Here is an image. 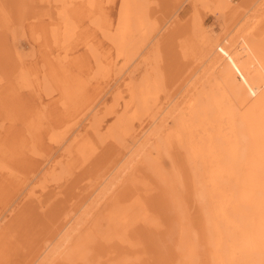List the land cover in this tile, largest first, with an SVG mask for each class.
I'll use <instances>...</instances> for the list:
<instances>
[{
    "label": "rangeland",
    "instance_id": "rangeland-1",
    "mask_svg": "<svg viewBox=\"0 0 264 264\" xmlns=\"http://www.w3.org/2000/svg\"><path fill=\"white\" fill-rule=\"evenodd\" d=\"M16 1L19 0H0V5L7 15V18L11 16V22H4L3 25H5V27L0 28V75L2 76L0 90H4L3 92L9 95L7 99L0 100V129H3V117L5 118L8 116L7 118L10 120L7 125V130L5 132L0 130V239L3 237L1 242H4L6 245L5 249L0 247L4 250L0 252V264H38V262L39 264L40 262L41 264H66V259L63 255H66V252H68L78 240L91 234L96 235V240L91 235V241L89 240L87 243L88 247H90L89 250H91V255L88 253L89 255L86 258H90L91 261L89 259L88 262L85 261L84 264H92L94 261L92 256L94 253L98 252L101 255L99 254L100 258H95V263L97 262V264H115L116 262V264H120L118 262L122 260L125 261V263L122 261L121 264H178V250L182 232V220L178 211L179 208H177L173 195L169 194L171 192L162 185L155 175V172L149 168L148 164L141 161L144 152H141L140 155L132 161L135 150L133 149L129 152V149L133 147V142L141 134V129L147 126L152 118L156 117L155 114L160 112L161 107L165 106L167 102L173 99L176 100H174L173 103V105H175L180 100V97L189 90H192V82L194 83L195 80L202 77L205 71H208L210 65L209 60L211 58L209 59L207 48L205 44H203L205 43V38L207 40V38L211 37L220 36L223 38L225 36L222 31V24L224 23L223 18H221L222 16L214 7L215 4L205 1L195 2L194 0H153L155 3H152L149 0L151 2L149 12L152 18L156 20L158 27L165 25V23H167V25L168 23H173L158 35L157 38L159 40L155 38L148 45L144 53L146 52L145 54H148L149 58L146 61L147 63L142 64L139 62V58L136 59V55L131 58H127V56H118L117 50L109 41H106L105 38L101 40L96 38V32L94 35L93 29L95 27L90 23V17L93 19H102L103 25L109 30L116 22L119 0H95V4L92 5L95 12L83 3H76L75 6H73L75 21L79 26L81 25V29H78L79 36L77 40L71 44L72 46H69L67 55L61 49L59 43L53 42V39L46 41L33 30L31 26L33 24H36L37 29L34 28L36 31L41 29L42 26L45 28L48 22L51 21L47 19V16H42L43 19L36 22V19L30 18L27 20L24 14H19L18 12L19 18L23 16L22 19L26 21L22 22L23 24L25 23L24 25H22V23H20V25L15 24V22L18 21L16 18ZM108 1L110 2L108 3ZM246 1L248 2L249 0H231L235 5H241V9H243L241 11L248 12L249 16L247 18L253 15H260L262 12L264 13L263 6H254L252 9L247 10L251 6L250 4H245ZM12 2L14 3L11 5L10 3ZM42 6L43 4H36L35 2V5L30 8L32 10L42 11ZM19 8L20 5L18 9ZM256 10L260 12H256ZM31 13L32 17L36 16V14H33L34 11H31ZM194 16H196L195 18L198 21L201 20L200 24L203 26L202 29L204 32H201L199 28H194L196 21V19L194 20ZM15 26L19 31L21 30V32L16 33ZM87 31L93 32V34H86ZM183 42L186 43L184 44ZM157 44L158 48L156 46ZM199 45H201L200 49L197 48ZM90 47L94 50L96 48L95 51L100 63L99 61L96 62L95 57L91 55ZM159 55L161 57H159ZM187 55H189V57ZM159 58L162 61L159 60ZM129 59L131 60L129 61ZM157 61L159 62L158 64ZM137 64L138 66H136ZM157 65H160V67ZM133 69H135V71H132ZM24 71H27L28 74ZM154 71L155 74L157 73L156 75ZM210 71L211 69L207 72V75L211 73ZM20 72L21 74L30 75L25 78L27 81L30 79L32 80L29 81V83H33H31L32 85L30 84L31 87H27L26 85L22 87L25 78H22ZM160 72H162V74ZM146 74H150L148 77H156L159 75L160 78H157L161 79V81L163 80L162 84L164 89L158 101L159 106L145 113V117L142 114L140 116L141 118H133L134 121L132 119L128 121L125 119L126 122H122L119 128L116 127L113 124L119 115L127 113V116L130 114V112H126V107L129 106L130 102V92L128 89L132 79V85H139L142 83ZM129 76H133L130 81L128 80ZM46 80L48 81L47 84H45ZM127 80L129 82H126ZM19 84L21 85L19 86ZM118 91H121V98L120 95L117 94ZM193 92H196V89H194ZM102 93L104 94L102 95ZM114 93L117 95L115 96ZM127 93L128 95H126ZM83 94L86 96H82ZM64 95H66V97H64ZM117 96H119V98ZM79 97H81V99H79ZM67 98H71L72 101L75 100L74 103H70ZM95 100H97V102ZM116 101L118 103L115 108L116 110L114 113L109 114L108 108H104H106L107 105L111 106V104ZM63 103H65V105ZM96 104L95 110L88 116L89 118L87 117V119H85V124L87 126L90 125L91 120L93 121L95 119L99 122L97 123L100 125L98 134H95V132L90 129V138L94 145L96 144V152L91 158L92 161L85 164L80 160L78 154L75 152L72 153L66 149L67 144H69L71 140L70 138L69 141L64 142L66 141V136H69V133H66L67 129L65 133L62 134V137L65 136L62 143L59 144L50 138L57 130L63 131L67 124L75 126L79 120L87 116ZM46 112H49V114L45 116ZM38 119L43 125L41 130L39 125L37 126V124H35ZM52 120L53 124H51ZM51 125H53V127H51ZM172 125L173 122L170 120L168 126L172 127ZM125 128L127 130H125ZM132 129L134 131H131ZM158 129L159 130L155 133L153 138V143L158 142L162 136L164 138L169 128L166 129V126H160ZM30 131L37 134L34 135L35 138L29 134ZM115 134H120L124 138L122 137V139L120 137L118 140L119 136L117 137ZM114 135L117 139L113 137ZM37 136L39 137L37 138ZM151 146L153 147V145L148 144L143 151L147 152L152 148ZM32 150L34 152H32ZM42 154L44 155L42 156ZM166 162L169 167L171 163L169 161ZM4 164L8 165L11 171L8 170L7 166H5L7 170L3 169L2 166L4 167ZM63 165H65V167H62ZM141 172L143 173L141 174ZM6 174H9V179ZM128 178L131 180L126 182ZM136 178H140V180L142 178L151 179L154 182V188L146 191L137 180L135 183L134 179ZM184 179H187V177ZM101 184L102 186L104 185L103 188H101V186L99 187ZM111 184H113V186ZM109 186L111 187L108 188ZM135 187L139 188L140 191H138V193L141 196L147 197L146 205L150 212L149 214H158L161 219L163 218L164 228L162 227V230L156 231V233L153 230L150 232L148 227L142 224H140L139 228H127L128 231L126 230L127 233L125 232L123 239L127 238L129 241L127 244L129 246L125 245L127 248L121 251L116 247L100 248L99 245H95L101 234L103 238H107L109 235L108 214L119 204L126 205L122 199L130 188L132 189ZM181 188H183L182 184ZM31 190L37 191V197L34 196L35 198H33V196H30L29 191ZM149 195L159 196V199L163 201V206L160 209L154 207L153 202L151 203L149 200ZM115 200L117 202H113ZM187 202L190 206L197 205V201L192 200V198ZM23 208L25 210H23ZM193 211L195 212V210ZM202 214L201 211L198 212L197 217L199 218ZM190 217H192L191 212ZM71 219H73L72 222L74 223H71L70 226H75L76 222L79 224L75 226L77 229L75 228L70 232L69 241L61 245L64 236H66L65 233H68V230L67 232L63 231L59 235L61 238L58 236V233L63 229L65 223ZM196 230L203 242L202 246H199L200 261L198 264H211V250L209 249L207 241H205L206 232L203 228H198ZM11 232L16 233L13 235ZM102 237L100 236V238ZM76 239L78 240L76 241ZM92 239H94L95 242H92ZM137 239L140 241L138 242ZM204 242L207 245H205ZM95 246L96 248H94ZM14 247H16L17 250L16 254L12 251ZM56 248H58V250L51 255ZM101 252L104 256H102L103 254ZM173 252L174 254H172ZM143 257L145 259H143ZM130 259L132 261L135 259V261L132 262ZM79 264L82 263L80 262Z\"/></svg>",
    "mask_w": 264,
    "mask_h": 264
},
{
    "label": "bare ground",
    "instance_id": "bare-ground-1",
    "mask_svg": "<svg viewBox=\"0 0 264 264\" xmlns=\"http://www.w3.org/2000/svg\"><path fill=\"white\" fill-rule=\"evenodd\" d=\"M150 1L152 3L154 2L153 0ZM150 1L119 0L117 19L115 24L109 30L103 25L102 19H93L92 17H90L91 22H89L92 23V25H94L95 27L93 29L94 35L96 32V38H98L99 40L105 38L106 41H109L111 45L117 50L118 56H127V58H131L132 56L136 55V59L139 58V62H141L142 64L147 63L146 61L149 58V55L145 54L146 52L144 53L145 49L153 41V39L157 38L163 30H165L171 23H173H168V25L167 23H165V25L158 27L156 20L152 18L151 13L149 12L151 3ZM194 1H205L215 4L214 7L222 16L221 18H223L224 23L222 24V31L225 36L223 38L220 36H216L214 38L211 37L207 38V40L205 38V43L203 44H205L207 48L209 59L211 58L209 60L210 65L208 71H205L202 77L195 80L194 83L191 81L192 79L190 80L192 82V90H189L188 92L185 91L186 93L182 97H180V100L175 105H173L175 100L173 99L167 102L165 106L161 107V110L159 109L160 112L155 114L156 117L152 118L151 122L141 129V134L133 142V147L129 149V152H131L133 149L135 150V155L132 161L135 160L141 152H144L141 161L148 164L149 168H151L155 172V175L162 183V185H164L169 190V192H171L169 194L173 195L177 208H179L178 211L182 220V232L180 239L181 242L178 250V264L199 263V246H202L203 242L202 238L198 234V231L196 230L198 228H203L206 232L205 241H207L209 249L211 250V264H264V13L262 12V14L260 15H253L247 18L249 16L248 12L241 11L243 10L241 9V5H235L233 2H231V0ZM35 2L36 4H43V9H41L42 11L32 10L30 8L31 6L35 5ZM94 2L95 0H19L16 1V18L18 19V21L15 22V24L20 25V23L26 21L22 19L23 16L19 18L18 12L19 14H24L27 20L30 18L36 19V22L42 20V16H47V19H50L51 21L48 22L46 27L43 28L42 26L41 29L36 31V24H33L31 25L33 30L36 34L40 35V37L42 36L46 41L53 39V42L59 43L61 49L67 55L69 46L73 44L79 36L78 29H81V25L79 26V24H77V22L75 21L73 6H75L76 3H83L93 9V12H95L94 8H92V5L95 4ZM109 2L110 1H108V3ZM13 3L14 2L10 4L12 5ZM246 3L248 5L250 4L251 6L247 10L252 9L254 6H263L264 8V0H249L248 2L246 1L245 4ZM19 5L20 8L18 9ZM31 11H34L33 14H36L35 17H32ZM256 12L260 11L256 10ZM196 16H194V20L196 19ZM6 21L10 23L11 16L7 18V15L4 13L3 8L0 5V28L5 27L3 23H6ZM200 21L196 19L194 28H199L201 32H204V30L202 29L203 26H201ZM24 24L22 23V25ZM15 29L17 30H15L16 33L21 32V30L19 31V29L16 28V26ZM93 32L87 31L86 34H93ZM183 43L185 44L186 42ZM156 46L158 48V44ZM200 46L201 45H199V47L197 48L200 49ZM89 49L91 55L95 57V61L98 62L99 58L95 51L96 48L95 50L92 47H90ZM187 56L189 57V55ZM159 57L161 56L159 55ZM130 60L131 59H129V61ZM159 60L161 59L159 58ZM158 63L159 62L157 61V64ZM136 66H138V64ZM157 66L160 67V65ZM210 69L211 73L207 75V72H209ZM132 71H135V69H133ZM25 73L28 74L27 71ZM160 73L162 74V72ZM149 75L146 74L142 83L135 86L132 85V77L134 75L132 77L129 76L128 80L130 81L132 79V82L128 89L130 92V102L129 106L126 107V112H130V114L126 116L127 113H124L123 115H119L118 117L116 116L117 119L113 125L119 128L121 123L124 122L125 119L127 121L132 119L134 121L135 118L137 119L142 114L145 117V113H148L152 108L159 106L158 101L160 99L161 92L164 89L162 84L163 80L161 81V79H159V75H157L156 77H148ZM21 76L24 79L26 76L30 75H25L24 73H22ZM26 78L25 80H23V84L21 83L22 80L20 81L22 87L23 85L31 87L30 84L32 82L29 83L31 79L27 81ZM128 80L126 82H129ZM47 83L48 81L46 80L45 84ZM21 84H19V86ZM1 85L2 76L0 75V87ZM194 89H196V92H193ZM3 91L0 90V100L7 99V97L9 96ZM120 92L121 91H118L117 94L120 95ZM103 94L104 93H102V95ZM117 94H115V96ZM126 95H128V93ZM82 96L86 95L83 94ZM64 97H66V95H64ZM117 97L119 98V96ZM79 99H81V97H79ZM67 100H69L70 103H74L75 101H72L71 98H67ZM97 100L95 101L97 102ZM65 103L63 104L65 105ZM117 104V101L115 103L113 102L111 106L107 105V107L104 109L108 108V113L112 114L116 110L115 108ZM96 106L97 104L90 110V112L84 119L82 118L77 122L76 125L74 124L75 126L67 124L64 130L62 128L63 131L57 130V132L53 133L50 138L51 140H54L59 144L62 143V141L65 139V136L62 137V134L65 133L67 129L66 133H69V136H66V141L64 142L69 141L70 138L71 140L69 144H67L66 149L72 153L75 152L76 154H78L80 160H82L85 164L92 161L91 158L96 152V144L94 145L90 138V129H92L95 134H98L100 125H98L97 123L99 122H97L94 117V120L90 121L89 126L85 124V119H87V117L92 114ZM47 114H49V112H46L45 116ZM7 117L8 116H6L5 118L3 117V129H0L4 132L7 130V125L10 122L9 118ZM170 120H172L173 122L172 127L168 126V122ZM35 124H37V126L39 125L40 130L43 128V125L39 119ZM51 124H53V120ZM160 126H166V129L169 128L167 129L168 132L166 133V136L164 138L162 136V138H160L158 142L153 143L152 141L155 133H157ZM51 127H53V125H51ZM133 129L131 131H134ZM125 130L127 129L125 128ZM29 134H31L33 137L34 135H37L33 131H30ZM115 135L117 137L119 136L118 140L120 137H123L120 134ZM115 135L113 137L117 139ZM38 137L39 136H37V138ZM148 144L153 145V147L151 146L152 148H150L147 152L143 151L146 149V146ZM32 152L34 151L32 150ZM43 155L44 154H42V156ZM166 161H169L171 163L169 167ZM5 166H7L8 170L11 171V168L9 169V166L6 164H4V167L2 166V168L6 169ZM62 167H65V165H63ZM142 173L143 172H141V174ZM6 176L8 177L9 174H6ZM185 177H187V179H184ZM140 178H136L134 179V181L136 183L137 180V182L140 183V185L146 191L152 190L154 188V182L151 179L142 178L140 180ZM130 180L131 179L128 178L126 182H129ZM181 184L183 188H181ZM111 185L113 186V184ZM100 186L101 188H103L104 185L102 186L101 184L99 185V187ZM110 187L111 186H109L108 188ZM138 191H140L138 187L132 189L130 188V190L126 192L125 196L122 199V201L125 202L126 205L119 204L117 207H115V209L111 207L113 208V210L108 214V227L110 228V231L108 233L109 235L107 238H103L101 234L100 236L102 238H100L99 236V239H97L95 245H99L100 248L116 247L121 251L122 249L127 248L126 246H129L127 244L129 243V241L126 238L127 234L125 235L126 239H123L127 228H139L140 224H142L146 225L150 232L153 230L155 233L156 231H161L162 227L164 228L163 218L161 219L158 214H149L150 212L148 211L146 205L147 197L141 196ZM29 194L30 196H33V198L37 197L36 190L29 191ZM190 198H192V200L194 201H197L196 206L189 205L187 201H190ZM149 200L151 201V203L153 202V206L156 208L160 209L163 206V201L159 199V196L149 195ZM113 202L117 201L115 200ZM24 208L23 210H25ZM193 210H195V212ZM200 211L203 214L198 218L197 213ZM190 212L192 217H190ZM72 220L73 219L67 221L63 229L58 233L59 236L63 231L67 232L68 230V233H65L66 236H64L61 245L69 241L70 232H72L76 228L75 226L79 224L78 222H76L75 226H70L71 223H74L72 222ZM12 233L14 235L16 232H11V234ZM91 235L86 237L84 236L83 239L80 240L76 239V241H78L75 243V245L72 246V248H70L68 252H66V255H63L65 256L66 264H79L80 262L84 264L85 261L88 262L90 258H86L90 254L91 250H89L90 247H88L87 243L91 239ZM92 236L95 239L96 235L94 234ZM59 237L61 238V236ZM94 239H92V242L94 241ZM2 240L3 237L0 239V247L5 249L6 245L4 244V242H1ZM129 240L131 241L130 238ZM139 241L140 240H138V242ZM204 244L207 245L205 242ZM2 248H0V252L4 251ZM94 248H96V246ZM13 249L14 250L12 251L16 254V247H14ZM57 250L58 248L54 249L51 255H53V253H55ZM99 254V252L93 254L92 257L94 261L92 264H97V262L95 263V258L101 255ZM172 254H174V252ZM102 256H104V254ZM143 259L145 258L143 257ZM133 261H135V259H133ZM121 262L118 263L121 264ZM123 262L125 263V261Z\"/></svg>",
    "mask_w": 264,
    "mask_h": 264
}]
</instances>
